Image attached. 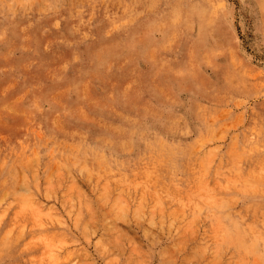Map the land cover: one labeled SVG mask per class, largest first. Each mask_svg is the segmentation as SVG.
I'll list each match as a JSON object with an SVG mask.
<instances>
[{
	"label": "rangeland",
	"instance_id": "obj_1",
	"mask_svg": "<svg viewBox=\"0 0 264 264\" xmlns=\"http://www.w3.org/2000/svg\"><path fill=\"white\" fill-rule=\"evenodd\" d=\"M0 264H264V0H0Z\"/></svg>",
	"mask_w": 264,
	"mask_h": 264
}]
</instances>
